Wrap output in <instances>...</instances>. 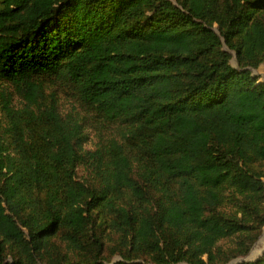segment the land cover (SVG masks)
I'll return each mask as SVG.
<instances>
[{
  "label": "trees",
  "instance_id": "obj_1",
  "mask_svg": "<svg viewBox=\"0 0 264 264\" xmlns=\"http://www.w3.org/2000/svg\"><path fill=\"white\" fill-rule=\"evenodd\" d=\"M263 69L264 0H0V264L247 256Z\"/></svg>",
  "mask_w": 264,
  "mask_h": 264
},
{
  "label": "water",
  "instance_id": "obj_2",
  "mask_svg": "<svg viewBox=\"0 0 264 264\" xmlns=\"http://www.w3.org/2000/svg\"><path fill=\"white\" fill-rule=\"evenodd\" d=\"M233 61L235 62V64H236V66H237V63H236V54H233ZM233 67H235V66H233ZM264 230V229H263ZM263 234V233H262ZM260 238H261V236L257 239V241L253 244V246H252V248L250 249V251H249V253H248V255L247 256H244V257H240V258H238L237 260H235V261H233L231 264H233V263H242V262H248V261H254V260H257L263 253H264V249H263V251L259 254V255H257V256H255V257H253V258H251V256L253 255V251H254V248L256 247V244L259 242V240H260Z\"/></svg>",
  "mask_w": 264,
  "mask_h": 264
},
{
  "label": "bare ground",
  "instance_id": "obj_3",
  "mask_svg": "<svg viewBox=\"0 0 264 264\" xmlns=\"http://www.w3.org/2000/svg\"><path fill=\"white\" fill-rule=\"evenodd\" d=\"M264 249V233L263 235L261 236L259 242L256 244V247L254 248V253L253 255L251 256V258L259 255Z\"/></svg>",
  "mask_w": 264,
  "mask_h": 264
},
{
  "label": "rangeland",
  "instance_id": "obj_4",
  "mask_svg": "<svg viewBox=\"0 0 264 264\" xmlns=\"http://www.w3.org/2000/svg\"><path fill=\"white\" fill-rule=\"evenodd\" d=\"M232 65L233 66H235V67H237L236 66V64H235V62L233 61V59H232ZM259 73V72H258ZM261 74V80L260 81H263L264 82V69L260 72ZM256 74V73H255ZM262 233H264V230L262 231ZM263 234H261V236H262ZM237 260V259H236ZM235 261V260H234ZM232 263V262H231ZM230 263V264H231ZM243 263V262H242ZM233 264H241V263H233Z\"/></svg>",
  "mask_w": 264,
  "mask_h": 264
}]
</instances>
